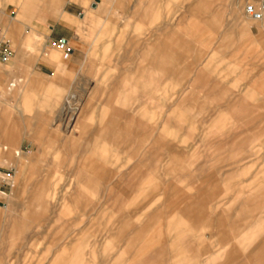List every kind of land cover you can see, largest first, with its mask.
Wrapping results in <instances>:
<instances>
[{
    "label": "rangeland",
    "instance_id": "obj_1",
    "mask_svg": "<svg viewBox=\"0 0 264 264\" xmlns=\"http://www.w3.org/2000/svg\"><path fill=\"white\" fill-rule=\"evenodd\" d=\"M235 1L212 5L221 41L178 44L165 28L141 56L138 31L99 33V61L84 52L50 145L18 140L28 197L43 178L44 196L18 205L13 226V192L0 196V264H264V50L239 26L259 36L264 22ZM93 24L77 34L85 47L105 28Z\"/></svg>",
    "mask_w": 264,
    "mask_h": 264
},
{
    "label": "crops",
    "instance_id": "obj_2",
    "mask_svg": "<svg viewBox=\"0 0 264 264\" xmlns=\"http://www.w3.org/2000/svg\"><path fill=\"white\" fill-rule=\"evenodd\" d=\"M225 1L233 4V0H0V30L5 29L14 51L11 60L0 62V164L9 162L15 167L13 199L6 206V210L15 212L11 217L12 226L21 215L18 205H29L31 198L44 196L41 188L46 182L43 178L33 185L35 193L28 197V188L32 185L28 182L29 173L20 165L21 160L26 161L24 155H29L20 148L23 136L38 134L42 138L48 131L51 118L60 113L61 104L70 96L76 72L83 66L84 52L99 61L98 51L103 48L95 43L99 33L120 31L126 38L124 33L138 31L144 39L138 44L141 56L149 39V44H160L162 37L158 35L165 28L176 31L178 44L221 41L226 26L219 18L221 10L213 9L212 5ZM170 2L176 7L171 11L179 12L180 16L166 19L165 25H155L164 13V5ZM235 4L243 8L242 0H236ZM98 22L105 28H99L94 44L85 47V43L77 39L79 30L85 24L92 27ZM234 23L238 24L236 20ZM239 26L252 43L264 50V34L251 36L246 23ZM206 27L212 32L204 31ZM149 30L154 32L146 37ZM58 40L64 42L63 48L58 46ZM9 82H12L11 89L6 87ZM40 142L41 148L50 145L44 137ZM30 161L35 159L29 157ZM29 163L27 161L25 166L29 167ZM72 174L75 177V172ZM150 183L147 180L145 185L150 187ZM22 226L21 223L19 227L23 229Z\"/></svg>",
    "mask_w": 264,
    "mask_h": 264
},
{
    "label": "built area",
    "instance_id": "obj_3",
    "mask_svg": "<svg viewBox=\"0 0 264 264\" xmlns=\"http://www.w3.org/2000/svg\"><path fill=\"white\" fill-rule=\"evenodd\" d=\"M243 1V15L245 18L252 20L253 22H264V0H242ZM58 46L63 48L64 42L58 40ZM68 48L65 50L64 55L67 56ZM14 55L11 43L5 38L0 30V62L5 63L11 60ZM14 170L13 167L2 169L0 167V196L2 198L11 195L12 188L14 186ZM4 206V204H3Z\"/></svg>",
    "mask_w": 264,
    "mask_h": 264
},
{
    "label": "bare ground",
    "instance_id": "obj_4",
    "mask_svg": "<svg viewBox=\"0 0 264 264\" xmlns=\"http://www.w3.org/2000/svg\"><path fill=\"white\" fill-rule=\"evenodd\" d=\"M28 153V152H27Z\"/></svg>",
    "mask_w": 264,
    "mask_h": 264
}]
</instances>
